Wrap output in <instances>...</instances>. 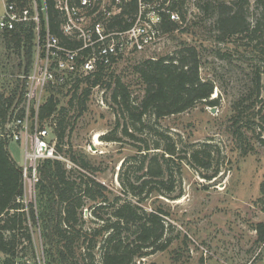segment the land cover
<instances>
[{"label":"rangeland","instance_id":"1","mask_svg":"<svg viewBox=\"0 0 264 264\" xmlns=\"http://www.w3.org/2000/svg\"><path fill=\"white\" fill-rule=\"evenodd\" d=\"M216 1L185 0V19L180 20L173 32L161 34L154 47L128 55L106 71L107 75L112 74L111 82L119 78L127 86L131 101L139 104L144 84L135 74L134 66L145 60L172 56L184 45L194 46L199 56L200 78L214 85L210 99L217 101L215 106L199 103L156 123L151 119L150 128L140 133L131 129L126 113L112 101L113 86H98L90 91L81 114L76 105H68L72 92L64 89L57 96L56 111L43 120L57 144L56 119L64 116L66 137L61 153L71 162V165L63 163L66 170L73 171L71 178H93L120 196L119 179L138 168L139 154L144 153L146 144L154 151V144L159 142L161 150L155 152L175 144L176 156H188L207 146L203 156L210 154L211 159L203 168L192 160L182 166L176 161L170 164L176 182L172 195L180 193L181 197L177 200L160 197L156 205L169 212L172 236L176 239L166 251L138 259L136 264H264V243H257L255 231L256 225L264 222V52L248 35L219 39L213 11L203 13L198 9L207 2L216 5ZM250 4L247 20L252 21L258 11L253 2ZM17 63L18 58L12 51L8 53L0 40V85L9 75L18 73ZM259 76L260 93L256 88ZM109 80L106 76V84ZM84 87L80 86L78 94ZM46 97L47 93L45 101ZM240 100L243 135L237 142L231 133L230 118L232 104ZM60 108L64 109L62 113ZM124 127L135 139L123 135ZM104 136H115L118 141H106L102 139ZM14 155L20 166L21 154L14 152ZM80 155L94 168L92 173L70 160ZM21 200L28 210L30 204H36V193L26 186ZM153 200L147 206H152ZM84 218L86 221L91 218L90 210L84 209ZM27 225L31 242L18 241L14 264H46L39 230L31 220ZM5 258L0 255L1 264Z\"/></svg>","mask_w":264,"mask_h":264},{"label":"trees","instance_id":"2","mask_svg":"<svg viewBox=\"0 0 264 264\" xmlns=\"http://www.w3.org/2000/svg\"><path fill=\"white\" fill-rule=\"evenodd\" d=\"M55 1L45 0L47 10L46 15L40 14V32L44 34L47 26L50 33L64 40L59 29L61 14L55 8ZM251 2L258 13L249 21L247 19ZM23 3L22 6L28 4L27 0H23ZM184 4L185 0H178L170 1L169 5L178 12L182 21L185 19ZM198 9L203 13L213 11L219 39L248 35L252 42H257L260 51L264 52V0H218L216 5L207 2L205 6H198ZM34 27L35 24L31 22L0 34L7 52L12 51L18 58V73L29 72L33 56ZM176 27L177 24L167 16L163 17L162 33H171ZM199 64L197 48L188 45L182 46L172 56L138 63L133 70L144 84V95L139 104L131 101L127 86L119 78L111 82L112 74L107 75L104 69H99L91 76L75 79L67 89V93L72 92L68 105L77 106L76 111L81 114L94 87L109 88L112 85V101L126 113L131 129L141 133L143 129L150 128L151 119L156 123L164 117L188 111L199 103L216 105L217 101L210 99L214 93V85L211 81L200 78ZM106 76L110 77L107 84ZM260 81L259 76L256 84L258 93ZM83 84L85 87L78 94ZM24 88V81L16 78L6 79L0 85L1 122L16 99L17 104H20ZM64 89H47L46 101L40 108L41 121L49 119L56 111L59 102L57 96ZM242 105L241 100L232 104L233 113L230 118L231 133L237 142L243 135L240 126ZM63 111L60 108V113ZM56 120V148L63 153L66 122L64 116ZM122 133L135 139L127 127L123 128ZM102 139L118 141L115 136H104ZM7 145L0 141V255L6 257L2 264H14L18 241L31 242L27 225L29 220L39 230L46 264H136L138 259L166 251L176 236H172L169 212L156 205V200L160 197L169 200L181 197L180 193L172 195L176 182L173 180L170 164L176 161L182 166L192 160L203 168L211 159L210 154L203 156L207 147L204 145L188 156H176L175 144L166 146L162 152H155L161 150L159 142L154 144V151H150L146 144L144 153L139 154L138 168L126 172L119 179L122 196L113 194L93 178H71L69 175L73 171L66 170L60 161L44 160L38 166L36 204H30L27 210L21 200V169L8 152ZM70 160L86 171L92 173L94 170L81 155L79 158L70 157ZM152 199V206H147V202ZM87 202L94 205L89 207ZM84 209L90 210L91 218L88 221L84 218ZM87 222L91 225L87 226ZM255 231L257 243H264V222L257 224Z\"/></svg>","mask_w":264,"mask_h":264},{"label":"built area","instance_id":"3","mask_svg":"<svg viewBox=\"0 0 264 264\" xmlns=\"http://www.w3.org/2000/svg\"><path fill=\"white\" fill-rule=\"evenodd\" d=\"M170 1L176 0H56L62 40L47 26L44 34L40 32V14L46 15L47 10L45 0H27V6H22L23 0H0V34L35 24L29 72L9 75L25 83L22 104L19 106L16 99L0 121V141L16 144L23 151L19 166L23 194L26 186L36 193L38 166L44 160L71 165L57 150L49 126L40 118L47 89H68L75 75L82 79L99 69L107 71L120 59L154 47L163 34L164 16L180 23Z\"/></svg>","mask_w":264,"mask_h":264},{"label":"crops","instance_id":"4","mask_svg":"<svg viewBox=\"0 0 264 264\" xmlns=\"http://www.w3.org/2000/svg\"><path fill=\"white\" fill-rule=\"evenodd\" d=\"M7 150L10 153L11 157L13 158V160L16 162L15 160V155L14 152L20 153L21 154V158L23 160V151L21 149L20 146L16 145V144H8L7 145ZM16 164L18 165V163L16 162Z\"/></svg>","mask_w":264,"mask_h":264},{"label":"bare ground","instance_id":"5","mask_svg":"<svg viewBox=\"0 0 264 264\" xmlns=\"http://www.w3.org/2000/svg\"><path fill=\"white\" fill-rule=\"evenodd\" d=\"M95 140H96V138H95ZM97 141V140H96Z\"/></svg>","mask_w":264,"mask_h":264}]
</instances>
